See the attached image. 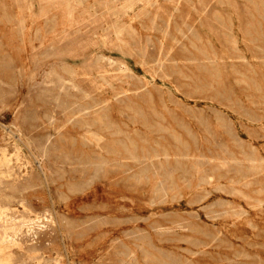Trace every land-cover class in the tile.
<instances>
[{"label": "rangeland", "instance_id": "rangeland-1", "mask_svg": "<svg viewBox=\"0 0 264 264\" xmlns=\"http://www.w3.org/2000/svg\"><path fill=\"white\" fill-rule=\"evenodd\" d=\"M0 171L15 264H264V0H0Z\"/></svg>", "mask_w": 264, "mask_h": 264}, {"label": "bare ground", "instance_id": "bare-ground-1", "mask_svg": "<svg viewBox=\"0 0 264 264\" xmlns=\"http://www.w3.org/2000/svg\"><path fill=\"white\" fill-rule=\"evenodd\" d=\"M5 158V157H4ZM7 159V158H6ZM10 160L4 161L3 164L8 165ZM9 166V165H8ZM6 171V170H5ZM1 172V171H0ZM4 172V170H3ZM2 173V172H1ZM5 173V172H4ZM2 176V174H1ZM8 207V206H7ZM5 209V208H4ZM32 214V213H31ZM21 219V218H20ZM14 219L10 217L2 207H0V264H15L12 246L17 244V239L12 237L8 229H12ZM16 221V220H15ZM14 221V223H15ZM40 221V220H39ZM18 222V221H17ZM16 222V223H17ZM34 222V221H33ZM20 223V222H19ZM16 226V225H15ZM14 226V227H15ZM14 229V228H13ZM23 229V228H22ZM15 232V231H14ZM15 248V246H14Z\"/></svg>", "mask_w": 264, "mask_h": 264}]
</instances>
